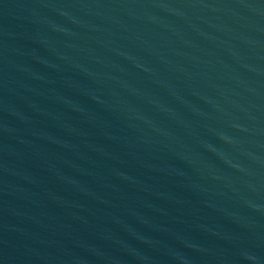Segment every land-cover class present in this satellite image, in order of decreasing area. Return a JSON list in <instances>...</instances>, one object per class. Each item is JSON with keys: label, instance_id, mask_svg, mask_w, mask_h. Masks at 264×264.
<instances>
[{"label": "water", "instance_id": "95a60500", "mask_svg": "<svg viewBox=\"0 0 264 264\" xmlns=\"http://www.w3.org/2000/svg\"><path fill=\"white\" fill-rule=\"evenodd\" d=\"M0 264H264V0H0Z\"/></svg>", "mask_w": 264, "mask_h": 264}]
</instances>
